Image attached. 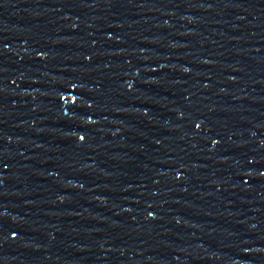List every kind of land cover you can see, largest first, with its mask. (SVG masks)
<instances>
[{
	"label": "water",
	"instance_id": "obj_1",
	"mask_svg": "<svg viewBox=\"0 0 264 264\" xmlns=\"http://www.w3.org/2000/svg\"><path fill=\"white\" fill-rule=\"evenodd\" d=\"M0 264H264V0H0Z\"/></svg>",
	"mask_w": 264,
	"mask_h": 264
}]
</instances>
